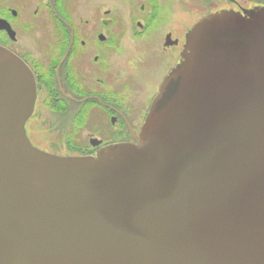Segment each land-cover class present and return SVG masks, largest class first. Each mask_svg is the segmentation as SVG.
Instances as JSON below:
<instances>
[{"label": "water", "instance_id": "1", "mask_svg": "<svg viewBox=\"0 0 264 264\" xmlns=\"http://www.w3.org/2000/svg\"><path fill=\"white\" fill-rule=\"evenodd\" d=\"M36 99L0 46V264H264V7L189 31L134 143L42 151Z\"/></svg>", "mask_w": 264, "mask_h": 264}, {"label": "flooded vegetation", "instance_id": "2", "mask_svg": "<svg viewBox=\"0 0 264 264\" xmlns=\"http://www.w3.org/2000/svg\"><path fill=\"white\" fill-rule=\"evenodd\" d=\"M222 2L217 0L213 9L211 0H203L202 11L192 19L187 10L173 20L169 12L175 8L168 0H0V46L19 57L36 79L35 112L29 121L47 93L44 104L58 108L62 117L72 106L77 107L72 112L79 108L75 123L86 124L87 118L93 123L95 114L103 117L104 123L96 120L95 128L106 127V132L96 129L90 145L73 147L77 151L69 156L95 157L110 145L134 143L161 84L181 62L189 31L224 11ZM125 46L141 53L137 62L149 61V66L135 61L130 63L133 72L127 71L113 59L115 53L127 55ZM173 59L145 107L135 111L127 93L143 81L135 75L128 81L127 74L144 69L148 80Z\"/></svg>", "mask_w": 264, "mask_h": 264}, {"label": "rangeland", "instance_id": "3", "mask_svg": "<svg viewBox=\"0 0 264 264\" xmlns=\"http://www.w3.org/2000/svg\"><path fill=\"white\" fill-rule=\"evenodd\" d=\"M171 1V9L169 13L172 15V19H176L177 13L190 12V18L196 16L197 12L202 11L203 9V0H168ZM182 1V3L180 2ZM187 4H186V2ZM212 8L215 9V3L217 0H211ZM209 5V1H207ZM207 5V6H208ZM188 7V8H187ZM258 7H264V0H223L222 8L225 10H234L236 12L241 11L242 9H255ZM188 10V12H187ZM194 20V19H193ZM125 51H127V55L115 53L113 54V59L120 64H125L130 72H133L131 69L132 62H137L138 58L142 55L139 52L129 51V47L125 46ZM174 59L165 62L164 65H161L157 68L155 73L150 77L146 78V72L144 69L136 72V74H131L130 72L127 74V80H131L134 78L133 75L137 76V78L143 81L142 87L133 86L128 90L127 96L129 99V105L132 108H135V111L143 109L145 107V99L149 97L152 93L155 92V88L157 83L161 80L162 76L166 73L168 68L172 65ZM139 66H149L150 62H146L144 64H139ZM132 75V76H131ZM154 86V87H153ZM47 98V93H44L40 99V102L36 108L35 116L29 121L26 125L28 137L37 148L50 152L59 156H69L74 155L70 151V146H89V137L93 134L96 129L102 130L106 132V127H96L95 121L97 120L99 123L103 122V117L99 114H95V120L92 123L88 118L86 119V124L75 123L76 119L81 115L78 114L77 109L76 112H72V110H76L75 107H71L69 110V114L66 116H61V112L58 108L47 107L44 104V101ZM73 113V114H72ZM107 121V120H105ZM99 136V135H98ZM100 137V136H99ZM79 155V154H78Z\"/></svg>", "mask_w": 264, "mask_h": 264}, {"label": "trees", "instance_id": "4", "mask_svg": "<svg viewBox=\"0 0 264 264\" xmlns=\"http://www.w3.org/2000/svg\"><path fill=\"white\" fill-rule=\"evenodd\" d=\"M70 151H77V149H75V148H72L71 146H70Z\"/></svg>", "mask_w": 264, "mask_h": 264}]
</instances>
